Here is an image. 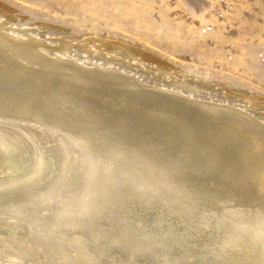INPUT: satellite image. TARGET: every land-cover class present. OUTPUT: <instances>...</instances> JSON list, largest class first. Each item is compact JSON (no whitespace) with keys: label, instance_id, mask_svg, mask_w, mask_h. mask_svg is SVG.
<instances>
[{"label":"bare ground","instance_id":"1","mask_svg":"<svg viewBox=\"0 0 264 264\" xmlns=\"http://www.w3.org/2000/svg\"><path fill=\"white\" fill-rule=\"evenodd\" d=\"M4 10L0 17V264H201L192 250L204 248L210 233L205 226L220 232V240L232 233L237 242L239 214L256 220L253 229L258 232L254 235L260 236L258 249L264 252V194L260 198L245 182L246 173L241 174L229 162L232 167L223 170L227 195L212 199L210 209L195 212V201L204 193L198 184L209 188L221 171L214 170L206 155L201 154L203 159L194 155L201 152L192 146L182 147L176 161H190L194 169L181 161L172 163L168 155V161L159 163L170 149L145 135V127L140 133L129 129L142 127L147 119L146 127L182 128L196 138L187 127L137 109L140 101L186 116L206 111L230 146L242 154V160L237 159L247 163L264 192V113L257 118L241 106L149 82L112 62L71 55V41L61 36L43 38L27 27H12L16 16L8 7ZM98 42V38L83 40L82 48L87 51L92 43L114 54L132 50L135 57L156 59L116 41ZM110 109L118 114L117 122L106 121L109 114H101ZM115 139L124 145H115ZM47 144L56 152L47 173H61L58 183L46 175L50 182L42 188L48 191L44 195L40 176L44 170L42 146ZM211 148L219 150L216 144ZM143 149L157 154L156 162ZM95 166L104 177L98 197L90 186ZM189 170L203 175L205 170L213 177L195 181ZM72 177H83L78 194L75 186L70 187ZM163 192L166 196L171 193L172 200L178 196V203L167 211L176 213L171 214L172 220ZM249 200L258 204L252 206ZM152 211L156 213L153 217ZM210 249L213 247L202 254L212 253ZM117 250L123 252L120 258H116ZM253 256L261 260L244 263L264 264L261 257Z\"/></svg>","mask_w":264,"mask_h":264},{"label":"rangeland","instance_id":"2","mask_svg":"<svg viewBox=\"0 0 264 264\" xmlns=\"http://www.w3.org/2000/svg\"><path fill=\"white\" fill-rule=\"evenodd\" d=\"M0 4L4 5L0 17L6 7L16 16L12 27H27L43 38H66L73 45L71 55L112 62L149 82L227 101L263 118L264 0H0ZM90 38L116 41L156 59L135 57L132 50L114 54L92 43L86 51L82 43ZM158 61L166 65L160 67Z\"/></svg>","mask_w":264,"mask_h":264},{"label":"water","instance_id":"3","mask_svg":"<svg viewBox=\"0 0 264 264\" xmlns=\"http://www.w3.org/2000/svg\"><path fill=\"white\" fill-rule=\"evenodd\" d=\"M70 81V80H69ZM72 82V81H70ZM73 83V82H72ZM106 99V98H105ZM109 100V99H108ZM111 101V100H110ZM97 106H100V103L98 101V103H96ZM113 104H117L115 102H113ZM128 104V103H127ZM123 107V106H122ZM128 106L123 107V110L132 112L134 114V112L132 110H128L127 109ZM137 109H142L143 112H149L151 113L152 117L155 116L157 117L159 120H163L172 124H180L184 127L189 128L191 131H193L192 133L196 136H188L185 134L184 130L182 128H178L177 131H173L167 127H164L163 125H159L158 128H155V126H148L146 127V125L148 124L147 119H144L142 124H144L142 127L139 126L138 129H135V127L132 125L131 127L129 126V129L132 131L134 130V132L136 133H140L141 128H146L145 131V135L151 136V139H155L156 143H158L159 145L161 144L162 146L165 147V150H169V154H166L163 158H160L158 160L159 163H164V161H168V157L173 158L172 159V163L175 160L176 161V156L178 155V151L182 148V147H187V146H192V149L194 151L200 150V154L199 153H194V155L199 156L200 159H203V155L205 156V159H207L208 161H211V163H213L215 166L214 170L217 171H221L220 175L217 176L215 178V181L212 180L209 183H215V184H211L209 185V188H204L202 187L200 184H198V187L202 189V191H204L203 196L201 197V200H196L195 201V212L204 208H208L210 209L213 205V203L211 202L212 199H216L217 197H221L222 195H227V192L223 186L225 185L226 179H227V175H225L224 171L226 167L231 168L232 165L229 164V162L234 163L237 167V170L241 173V174H245L246 173V179L245 182L250 185L253 189L259 192L258 195L260 194L263 197L264 192L258 188V179L256 178V176L251 175L248 171V167H247V163H245V161L243 160L242 162L240 161V159H237L238 157H242V154L240 152H238L236 149L233 148V146H230V143L226 140L227 137L221 134V129L219 127H217L216 122L214 123L213 120H210L211 118L208 116L209 113H207L206 111H201L199 113V115H195V116H186L184 113H171L168 112L167 110L160 108L156 105H149L148 102H139L137 104ZM114 108L119 109L118 107H116L114 105ZM150 110V111H149ZM152 111V112H151ZM211 113V112H210ZM102 115L104 114H109L108 117L106 118V121H116V115H118L117 113H114V110L110 109L107 112L101 113ZM198 116L200 118H198ZM140 118V120H142L143 118L140 116H137ZM208 118V119H206ZM118 121V120H117ZM116 121V122H117ZM208 123V125H204L203 123ZM200 123V125H199ZM123 124H132V123H123ZM127 127V126H126ZM214 128V129H213ZM215 132V133H212ZM189 134V133H188ZM219 135V136H218ZM208 138V141H207ZM94 140V139H93ZM43 141H45V139H41V142L43 143ZM40 142V143H41ZM115 145H124V142H120L118 140H114L113 141ZM216 144L219 147V150H217L216 152L212 151V145ZM12 146V145H10ZM43 148H45V150H43L44 152V170L41 173L40 178L42 179V185H41V189L40 190H45L44 195H46L48 193V191L46 189H42V188H46V184L48 182H50L49 180H47L46 175L47 176H52L51 178L56 180V183H58V181L60 180V173L57 175V173L52 172L50 173L48 171L47 173V168L49 167V165L54 164L53 159L56 155V152L52 149V147H48L46 149L45 146H42ZM143 153H145L149 159H151L153 162H156V156L157 154L150 153L147 150L143 149L141 150ZM147 152V153H146ZM54 154V157H52ZM133 155V154H131ZM168 155V157H167ZM70 156V155H68ZM134 156V155H133ZM115 160V159H113ZM179 160V159H178ZM242 160V158H241ZM116 161V160H115ZM179 161L183 162L185 165H189L192 167V169H194V165L191 163L190 161L187 160H183L180 159ZM179 161H176L175 163L177 165H179ZM117 163H119L118 161H116ZM74 164V163H73ZM149 164H152V162H149ZM117 167V166H116ZM199 167H201L199 165ZM114 168V167H113ZM122 168V167H121ZM93 170V176H92V180H91V193H93L95 196H99V194H101V189H102V185L104 182V177H102L101 175V171L99 168H97L96 166L94 168H92ZM156 171H158L157 169H155ZM214 170H211L212 172H215ZM82 173V172H80ZM189 174L192 175L193 179L195 181H199V182H204L206 181L207 177H213V175H211L209 172H205V170H203V173H205V175L200 174V173H196L192 170L188 171ZM82 175V174H81ZM46 177V178H45ZM44 178V179H43ZM73 179L75 181V185H73L72 180ZM84 185V181H83V177L76 179L75 177L70 178V187L75 186L74 187V192H76V194L80 193L81 191V187H83ZM161 187H163V185H161ZM232 188L236 189L238 187L237 186H231ZM73 188V187H72ZM155 189H157V187H154ZM216 188V189H215ZM223 188V190H222ZM154 189V190H155ZM162 189V188H161ZM163 191V190H162ZM163 193L162 194L165 197V201L167 203H165L163 201V203H165L166 206V212L170 211L173 207V204L178 203V196L176 195V198H173V196H171V193H169L168 196H166ZM64 197L66 199L67 197V193H65V191L63 192ZM259 195V197L261 198V196ZM74 198V197H73ZM149 200H153L151 198H148ZM180 199L182 200V197H180ZM49 200V199H48ZM244 200H248L246 198H244ZM249 202L254 203V201L249 200ZM258 203L255 202V205H257ZM260 206H262V204H260ZM168 213V212H167ZM155 212L152 211L151 212V216H155ZM170 216V219L172 220L174 217L171 214H175L176 213H168ZM206 216L208 217L209 215L206 214ZM238 222L236 223V229L240 232V234L236 235L239 239L238 241H234V237L232 233H230V236L227 235L226 238H223L222 240H220L218 238V234H220V232H215L211 229V227L205 226L208 230H209V234L206 237V244L204 246V248H200V250H198L197 252L192 250V254H193V258L194 259H199L201 261H203L201 264H245L244 261H248L249 260H261L260 258L253 256V255H258L259 257H261L264 261V252L262 250H259L258 248L260 247L259 244H261L260 240V236L254 233H257L258 230H254V224L256 223V220L254 219L253 216H249L246 217V215H238ZM168 220V219H167ZM143 223L145 222L144 220ZM218 225V223H217ZM218 228H222L221 226H219ZM254 235V236H253ZM233 236V237H232ZM211 238V239H210ZM202 240V237L199 236V241ZM213 244V245H211ZM209 247H213V249H210L212 251V253L209 251V253H203L204 251H206ZM122 251L121 250H117L116 258H120L122 256ZM241 255H243V257H241ZM193 264V263H192Z\"/></svg>","mask_w":264,"mask_h":264}]
</instances>
